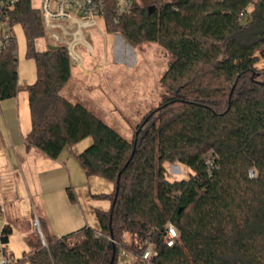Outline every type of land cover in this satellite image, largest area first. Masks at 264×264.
<instances>
[{
	"label": "trees",
	"instance_id": "1",
	"mask_svg": "<svg viewBox=\"0 0 264 264\" xmlns=\"http://www.w3.org/2000/svg\"><path fill=\"white\" fill-rule=\"evenodd\" d=\"M116 15V0H107L108 33L133 47L159 43L174 58L160 80L169 96L132 140L63 94L73 59L65 45L37 48L45 28L32 0H20L12 13L37 67V80L27 87V147L57 159L66 146L91 136L93 144L77 158L88 176L115 187L96 196L112 202L109 211H97L99 229L85 226L58 236L39 215L46 245L35 241L15 264H117L124 248L138 264L143 249L112 240L123 232L155 244L157 254L147 264H264V81L257 78L264 0H139L118 22ZM19 91L14 39L0 54V101ZM165 163L192 172L172 180ZM250 170L257 175L250 177ZM66 192L78 201L72 187ZM168 222L179 233L173 245L163 238ZM12 232L10 225L2 229L10 256Z\"/></svg>",
	"mask_w": 264,
	"mask_h": 264
},
{
	"label": "rangeland",
	"instance_id": "2",
	"mask_svg": "<svg viewBox=\"0 0 264 264\" xmlns=\"http://www.w3.org/2000/svg\"><path fill=\"white\" fill-rule=\"evenodd\" d=\"M165 1L174 0H158V3ZM32 6L40 9L41 0H32ZM253 8L251 4L248 8L249 12ZM14 30L18 50L20 99L13 101L11 112L12 116L20 115L31 118L27 87L37 80V67L34 59L27 56V41L23 26L16 24ZM85 38L93 49L88 50L85 45L77 44L75 53L78 59L76 61L71 55L73 59L72 79L64 88L63 94L71 101L85 105L125 138L132 140L136 135L138 125L146 116H151L153 111H157L164 98L169 96L160 80L174 60L173 55L159 43L146 42L133 47L120 34L107 32L103 37L96 28L86 30ZM51 44L47 37L40 38L36 42L40 50L49 48ZM257 67L261 69L257 78L264 81V57H260ZM8 100L12 99L6 101ZM0 104L3 110L6 107L5 103L1 101ZM93 141V137H86L78 143L66 146L61 155L64 156L66 163L69 157L70 164L77 166L80 172L79 175L75 174L78 189L72 185L78 204L81 201V195L82 202L84 203V199L87 201V205H84L93 221L91 223L99 229L97 211H106L103 209L106 205L109 209L111 200L96 196L99 193H112L115 187L113 182L100 176L94 175L89 179L77 158V154L92 145ZM165 166L168 177L172 180L183 179L192 172L187 166L179 163H165ZM98 204H101L102 208L97 207ZM1 205L3 210L0 216V230L7 223L13 227L8 248L14 254L15 260L24 259L25 252L35 249V243L27 242L22 233L21 227L25 226V222H19L23 221L22 219L32 222L33 235L36 239L38 237L43 245H46L43 231L41 233L34 224L38 220L40 230H42L39 218L41 208L37 200L35 203L31 202V198L29 201L13 203L1 201ZM33 213L36 214L35 217ZM5 216L8 222L5 221ZM51 223L54 224L52 220ZM121 235L124 236L129 247L135 246V241H139L135 240L129 232H123ZM135 262L136 258L128 259L124 250H121L117 264H135ZM21 264H30V262L25 260Z\"/></svg>",
	"mask_w": 264,
	"mask_h": 264
},
{
	"label": "crops",
	"instance_id": "3",
	"mask_svg": "<svg viewBox=\"0 0 264 264\" xmlns=\"http://www.w3.org/2000/svg\"><path fill=\"white\" fill-rule=\"evenodd\" d=\"M11 99L12 102L3 100L6 106L3 110L0 104V216L3 210L1 201L13 203L31 198L32 203L38 201L41 215L47 218L52 232L58 236L85 226L95 228L84 205L87 201L84 199L83 203L80 195L79 204L78 201L72 202L66 192L68 187L74 189L73 185L78 189L75 183V174H80L77 166L70 164L69 157L66 163L62 155L52 159L36 148L27 147L26 137L31 131L32 121L28 116H12L13 101L20 99L19 93ZM87 177L90 179L91 176ZM98 206L102 208L101 204ZM111 206L112 202L109 209L107 205L103 209L109 211ZM22 220L19 222H25L21 228L26 241H38L39 238L33 235L32 222ZM5 221L8 222L7 219Z\"/></svg>",
	"mask_w": 264,
	"mask_h": 264
},
{
	"label": "built area",
	"instance_id": "4",
	"mask_svg": "<svg viewBox=\"0 0 264 264\" xmlns=\"http://www.w3.org/2000/svg\"><path fill=\"white\" fill-rule=\"evenodd\" d=\"M20 0H0V54L16 39L14 24L12 21V13ZM139 0H116V17L115 22L132 11L133 5ZM107 12V0H41L40 16L45 28V37L51 41L52 46L65 45L70 54L75 57L77 44L85 45L88 50L93 47L86 40V30L96 28L105 37L107 30L105 27L104 16ZM245 15L242 13L241 17ZM250 177L257 174L254 170L249 171ZM39 228L38 220L34 222ZM128 233V232H127ZM2 230H0V264H15V258L5 251L2 239ZM164 240L168 245H173L179 238V233L175 226L168 222L167 230L164 234ZM113 242L119 243L121 246H128V242L121 235L118 241L112 239ZM44 244H46L44 242ZM144 251L139 255L138 264H147L150 259L157 254L154 243H140L135 241ZM128 259H133L135 253L126 248L123 249Z\"/></svg>",
	"mask_w": 264,
	"mask_h": 264
},
{
	"label": "water",
	"instance_id": "5",
	"mask_svg": "<svg viewBox=\"0 0 264 264\" xmlns=\"http://www.w3.org/2000/svg\"><path fill=\"white\" fill-rule=\"evenodd\" d=\"M40 232L42 233V230H40ZM111 235H113V232L111 231Z\"/></svg>",
	"mask_w": 264,
	"mask_h": 264
}]
</instances>
